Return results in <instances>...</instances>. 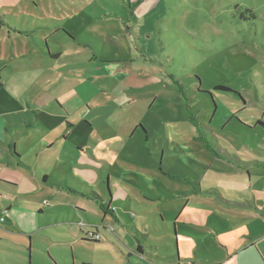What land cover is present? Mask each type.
Returning <instances> with one entry per match:
<instances>
[{
  "label": "rangeland",
  "instance_id": "obj_1",
  "mask_svg": "<svg viewBox=\"0 0 264 264\" xmlns=\"http://www.w3.org/2000/svg\"><path fill=\"white\" fill-rule=\"evenodd\" d=\"M10 4L5 15L11 18L7 23L12 36L6 28L0 34L13 38L23 65L36 69L31 62L39 60L40 66L41 59L47 62L39 53L46 39L51 52H63L70 63L83 64L80 93L89 99L78 113L84 112L93 123L106 158L117 160L114 166L104 162L102 168H80L83 155L73 142L64 151L55 148L40 157L20 150L32 167L43 162L50 166L45 170L46 188H55L36 197L24 189L34 200L25 205L15 199V187L0 183V217L7 224L15 222L9 204L25 209L24 237L35 246L31 259L25 254L28 263L36 264L38 251L44 259L49 257L38 247L42 244L52 246L50 252L59 261L75 256L117 264L107 240L82 243L70 227L84 223L81 229L86 233L97 231L86 226L97 217L75 218L73 208L76 202L90 210L94 204L102 219L109 171L111 195V182L125 194L110 205L116 209L115 217L107 212L112 224L126 229L118 231L119 238L132 244L148 236L168 255L183 248L180 229L191 226V212L246 204L257 186L254 178L264 183V169L258 171L263 165L256 162L264 161L258 153H264L259 124L264 119V0H10ZM93 52L98 55L90 68L92 62L85 56ZM183 96L193 122L186 117ZM140 123L148 140L134 130ZM71 164L82 178L68 168ZM3 166L0 180L9 177L20 183L28 177L23 168ZM92 190L103 202L90 194ZM43 199L53 207L42 205ZM74 239L79 244L73 250Z\"/></svg>",
  "mask_w": 264,
  "mask_h": 264
},
{
  "label": "crops",
  "instance_id": "obj_2",
  "mask_svg": "<svg viewBox=\"0 0 264 264\" xmlns=\"http://www.w3.org/2000/svg\"><path fill=\"white\" fill-rule=\"evenodd\" d=\"M1 2L3 3H0V30L5 31V28L10 27L7 21H11V18L5 15V10L10 8L11 4L10 0ZM4 34L6 33L0 34V166L2 169H5L3 165L23 168L29 174L20 183H16L9 177L0 180V183L15 187L18 191L15 199L25 205H30L34 200L23 193L24 189L29 188L28 192H32L36 197L53 191L55 188L50 187V190L46 188L49 177L45 175V170H49L50 166L43 162L42 165L37 164L32 167L31 162L24 160L23 155L19 154L20 150L23 149L27 156L30 153H36L39 156L43 152L50 153L55 148L64 151L66 146L68 147L73 142L79 146L83 155L78 165L80 168L98 169L105 165L104 162L114 166L117 160L106 158L105 148L99 144L100 139L96 135L93 123L86 118L84 112L78 113L83 111L89 99V96L85 97L80 93L82 83H84L81 79L84 80L83 73L85 72L79 67L83 64L80 63L81 65L78 66V61L70 63L72 59L69 56H63V52H51L46 39L44 43L42 42L39 53L43 52L47 62L41 59V66L39 60L31 62L38 67L31 69V66L22 64L21 50L17 52L13 38L3 36ZM8 35L12 36L10 29ZM8 41L13 43L9 44ZM97 55L98 53L94 55L93 52L91 56H85L92 62L89 64L90 68H94L93 62L95 61L91 59L96 58ZM40 70L43 72L40 73ZM102 70L105 74L108 73L105 67H102ZM36 71L37 75L34 74ZM25 72L31 74L25 76ZM120 102H122L121 99ZM261 127L264 130V127ZM134 130H140L148 140V132L141 123L136 124ZM215 138L218 139V137ZM99 153L104 155L101 156ZM112 153L111 151L109 154ZM258 153L264 155L262 152ZM256 162L263 165L258 168V171L261 168L264 169V161L256 160ZM68 168H72L75 176L83 177L77 173L73 164ZM107 174L111 177L110 171ZM109 177L107 178L108 205L102 219V212L94 204L92 205L94 209L91 210L86 204L78 202L73 208L74 213L77 214H74L75 218L82 214L98 218L96 221H90L86 226L95 228L96 233L101 230L103 232V235H100L101 239L88 238L86 233L88 231L81 229L85 226L84 223L79 224V228L72 225L70 227L72 232L78 234L75 238H81L82 243L98 244L104 239L107 240L116 253L117 264H264V183L262 180L255 181L256 178H254L253 182L257 186L253 197L246 199L248 200L246 204L233 205L225 210L221 206H215L214 210L200 209L195 210L193 214L191 212V226L180 229L184 237L183 248L179 253L177 251L176 254L168 255L161 252L162 245L152 242L148 236L141 237L132 244L128 243V240L119 238L118 233L126 229H121L117 223L112 224L110 218H107V212H110L113 217L116 209L115 207L110 208L112 201L125 194L118 184L111 182V195ZM90 194L103 202L95 191H90ZM92 203L91 201L90 204ZM42 205L47 208L53 207L46 199H43ZM8 207L15 214L16 220L15 222L11 220L9 224L6 223L5 218L4 221H0V264H11L12 262L30 264L26 261L25 254H29L31 259L35 246L33 243L28 244L24 237L26 231L23 230L22 223H27L22 220V216L26 215L25 209L23 207H19L18 210L14 209L13 204H9ZM38 210L43 211L42 206ZM40 214L41 212H38V215ZM110 237L117 240L109 241ZM73 242L74 250L75 244L79 242L75 239ZM38 247L47 251L49 257L44 259L41 256L42 251H38L36 264H81L84 262L104 264L93 259L75 256L59 261L56 255L50 252L52 246L45 248L44 245L39 244Z\"/></svg>",
  "mask_w": 264,
  "mask_h": 264
},
{
  "label": "trees",
  "instance_id": "obj_3",
  "mask_svg": "<svg viewBox=\"0 0 264 264\" xmlns=\"http://www.w3.org/2000/svg\"><path fill=\"white\" fill-rule=\"evenodd\" d=\"M174 83L176 84V86H178V89L183 93V95H185V90H184L183 87L179 86V82L176 80ZM183 98L185 100L184 101V103H185V109L184 110H185V113H186V117H187V119L189 121L193 122V116L194 115H192V112L189 109V106H188V103H187V99L184 96H183ZM259 124L264 127V121L260 120ZM105 211H107V208L105 209ZM81 264H95V263H86V262H84V263H81Z\"/></svg>",
  "mask_w": 264,
  "mask_h": 264
},
{
  "label": "built area",
  "instance_id": "obj_4",
  "mask_svg": "<svg viewBox=\"0 0 264 264\" xmlns=\"http://www.w3.org/2000/svg\"><path fill=\"white\" fill-rule=\"evenodd\" d=\"M0 221H4V217L0 218ZM88 238L93 239V240H99L101 239L100 234L96 232H89L87 233Z\"/></svg>",
  "mask_w": 264,
  "mask_h": 264
}]
</instances>
